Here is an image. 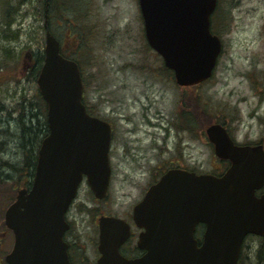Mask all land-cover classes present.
<instances>
[{
  "label": "water",
  "instance_id": "obj_1",
  "mask_svg": "<svg viewBox=\"0 0 264 264\" xmlns=\"http://www.w3.org/2000/svg\"><path fill=\"white\" fill-rule=\"evenodd\" d=\"M216 2L138 0L146 41L178 85L197 84L212 74L221 50L219 36L210 30ZM44 27L36 85L46 103L48 132L37 150L30 187L19 189L4 213L14 234L7 264H70L64 213L83 176L99 198L110 177V125L88 114L78 63L60 53L46 21ZM204 131L215 155L229 161L225 171L214 175L174 167L161 174L133 206V220L142 227L137 246L144 250L137 258L118 251L128 224L99 217L95 264H236L243 238L264 236V192L256 193L264 185L262 143L237 144L218 122ZM198 223L204 225L199 245L193 235Z\"/></svg>",
  "mask_w": 264,
  "mask_h": 264
},
{
  "label": "rangeland",
  "instance_id": "obj_2",
  "mask_svg": "<svg viewBox=\"0 0 264 264\" xmlns=\"http://www.w3.org/2000/svg\"><path fill=\"white\" fill-rule=\"evenodd\" d=\"M35 5L36 0H25L12 11L14 18L9 27L15 38L4 36L5 20L0 6V61L7 62L4 68L7 72L15 67L8 64L13 59L6 57L3 47L9 48L19 61L25 58V50L34 54L43 47V21ZM65 8L69 10L64 11L69 18L52 17L51 32L55 31L64 52L82 64L83 100L112 127L109 155L115 170L106 204L99 205L113 214L128 217L132 205L166 167L179 165L214 173L224 169L226 163L215 156L205 136L204 128L208 124L202 129L196 121L192 129L180 126L183 94L192 90L175 83L161 57L146 43L137 0H68ZM263 22L264 0H218L211 15V29L219 35L222 48L211 77L192 92L207 98L215 107L210 123L224 122L239 143H254L264 138ZM81 32L87 35L84 49L79 50L78 56L71 55ZM25 61L29 62L27 58ZM34 91L36 84L28 77L4 80L0 82V101L12 109L20 100V93L30 100ZM15 115L13 112L12 116ZM14 126L15 122L11 121V129ZM16 155L2 156L17 161ZM1 176L0 234L3 209L20 187L14 178ZM84 186H80L74 203L88 208L77 212L72 223L77 235L88 242L96 237V226L89 225L87 220L93 222L97 214L93 208L98 203ZM1 237L0 264H5L2 260L11 240ZM261 245L264 241L262 244L257 236H247L239 264H264ZM260 248L262 260L257 258Z\"/></svg>",
  "mask_w": 264,
  "mask_h": 264
},
{
  "label": "trees",
  "instance_id": "obj_3",
  "mask_svg": "<svg viewBox=\"0 0 264 264\" xmlns=\"http://www.w3.org/2000/svg\"><path fill=\"white\" fill-rule=\"evenodd\" d=\"M24 2L25 0H14V1L1 0L0 6L3 12V19L5 20V31H6L4 33L5 37H9V38L16 37V34L13 31H11L9 27L10 23L13 21L14 18L13 17L14 13L12 11L14 9L16 10L18 6ZM67 2L68 0H48L45 4V0H36V5H35L36 13L38 14V17L41 18L43 23L46 17L47 27L51 30L52 17L59 16L60 18L61 17L63 18V16H65L67 19L69 18V15L66 12H64L65 10L69 11L67 8H65ZM12 3L14 4L13 6L11 5ZM71 20L74 21L76 25L78 24L74 19ZM262 27H264V22L262 23ZM41 29L45 31L43 24L41 26ZM83 34L81 32L80 38L78 37L76 44L75 45L73 44L71 50L74 51L73 53H70L71 55L75 54L76 56H78L79 50L83 51L84 45L86 44V40H87L86 39L87 35L84 36ZM2 49L4 54L7 55L6 57L13 59L12 62L8 64L13 65L15 68L12 69L11 72H7L6 69H4L7 66L6 65L7 62L0 61V82L11 79L19 80L28 77L31 81L35 83V77L43 59V50L38 49L34 54L31 52L30 53L31 63L30 65L25 67L23 66V62H22L23 59L19 61L18 57L13 55V53H10L11 50L9 48L3 47ZM64 51L66 50L63 47H61V52L64 55H66ZM22 53L23 51L21 52V56ZM80 66L82 69V64ZM206 81L208 80H205L201 83L192 86H180L185 88L188 87L187 89L192 90L191 93L183 94V96H185L182 98V105L184 109L180 111V116L182 119V123L180 124V126L182 128L192 129L194 124L193 122L196 121V123L199 124L200 129H202L205 125L210 123V121L215 116V107L211 106L207 98H204L202 95H199V93H196L199 97L198 99L197 95H194V93L192 94V92L195 91L194 90L195 87H200ZM24 96L25 95L22 93L19 94L18 100L19 99L20 100L16 104V107L12 109H8V107L4 108L5 105L2 103V101H0V113L4 109H6L4 113L7 116H9L10 115L9 113L12 112L16 113L17 115L15 120V126L13 129L9 128L7 124L3 126L4 128L0 127V172H2L0 173V175L4 176L5 179L12 178L15 176V180H17L18 177L22 176L21 175L22 173H24L23 175L24 177H22V179H28L29 176L32 175L36 160V148H37L36 140L39 141L43 137V135H45L48 131L47 122L45 118V102L43 101L37 88L36 91L32 93L30 100L25 99ZM27 103L28 104L37 103V108H38V120L36 121L37 123L32 120L33 118L30 121L25 120V118H23V113L26 110ZM188 121H192L191 123L192 125L188 123ZM260 141L263 142L264 144V138L260 139ZM9 146H12L15 149V151H11L9 149L10 148ZM1 154L2 155L17 154L16 156L18 157V160L12 161L8 158H4ZM2 176L1 178H3ZM258 238L262 240V244H263L264 237L259 236ZM261 247L263 248L264 245H261ZM262 248L258 249L257 251L258 260L260 259L262 260V256H263ZM240 257H241V252L239 255V259ZM239 259L237 264H239ZM256 264H260V263L258 262Z\"/></svg>",
  "mask_w": 264,
  "mask_h": 264
},
{
  "label": "flooded vegetation",
  "instance_id": "obj_4",
  "mask_svg": "<svg viewBox=\"0 0 264 264\" xmlns=\"http://www.w3.org/2000/svg\"><path fill=\"white\" fill-rule=\"evenodd\" d=\"M84 95V93H83ZM83 103L86 107V110L93 115H97V111L94 109L93 106L88 105L84 100ZM4 104V103H3ZM5 105V104H4ZM7 106L5 105L4 108H6ZM6 109H4L1 112H4ZM10 115H4L1 116L0 115V127L4 128L3 126L7 124V126L9 128L10 127V121H14L16 120L17 115H15L14 117L13 112L9 113ZM101 117V116H100ZM23 118H25V120H32L34 122H36L38 120V108H37V103H32V104H28L26 106V110L23 113ZM103 118V117H102ZM109 122V121H108ZM37 123V122H36ZM110 123V122H109ZM34 124V123H33ZM111 125V124H110ZM34 126V125H33ZM112 130V127H111ZM44 136V135H43ZM38 138V136H37ZM36 138V139H37ZM42 139V138H41ZM41 139L37 141V148L36 151L38 149L39 143L41 141ZM111 162V167L113 166L112 161ZM114 167L111 168V175L113 176V172H114ZM22 176L18 177L16 182L17 185H20V187L24 186L26 187L30 180H31V176H29L28 179H22V177H24V173L21 174ZM31 175V174H30ZM15 178V177H12ZM11 178V179H12ZM85 185L84 187H86L88 189V191L90 192V195L92 196V192L90 191V189L88 188V186L86 185L85 179H83L80 183V186ZM79 186V187H80ZM108 195H106V197L102 198V199H97L94 197L95 203H98L95 205V207L93 208L95 211H97V214L93 216V222L92 221H88L89 225H94V227L96 226V237L94 240H88V242H83V240L81 239V237L79 235H77L76 230L74 228V225L72 223V219L74 218V216L76 215L77 212L79 211H84V208H88V206L84 205V204H80L74 203V200L71 202V204L69 205L67 211L65 212V220L68 223V227L65 230L64 234H63V239L66 242V251H67V256L69 259L70 264H95L97 258L100 256V252L98 250V240H99V226H98V218L99 216H104V215H116L113 214L112 212L104 209V205L101 206L99 205L100 203L106 204V198ZM93 197V196H92ZM11 202V201H10ZM7 206L5 207V209H3L4 211L6 210ZM4 211L2 212V223H3V230L1 231V239H7V241L11 240V245H12V241H13V234L12 231L5 225L4 223ZM122 217V216H121ZM125 219V221L129 224V235L128 237L124 240V242H122L119 246V252L120 254H122L123 256L127 257V258H135L138 257L140 255L143 254V250L139 249L136 245V241L138 238V234L141 230V228H139L133 221L132 219V215H131V210L129 213L128 217H122ZM203 231V225L199 224L197 226V231L195 229V237L198 240V244L200 243V238H201V234ZM9 240V242H10ZM80 240L82 241V243H80ZM85 243H88L90 247H87ZM10 245V247H11ZM10 249V248H9ZM8 249V250H9ZM87 249L90 250L89 252H87ZM8 250L4 253V255H6V253L8 252ZM3 261V260H2Z\"/></svg>",
  "mask_w": 264,
  "mask_h": 264
}]
</instances>
